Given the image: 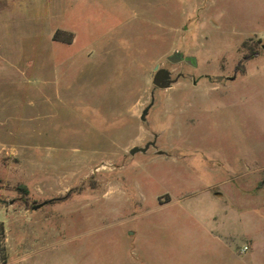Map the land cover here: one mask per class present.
<instances>
[{
  "label": "rangeland",
  "instance_id": "obj_1",
  "mask_svg": "<svg viewBox=\"0 0 264 264\" xmlns=\"http://www.w3.org/2000/svg\"><path fill=\"white\" fill-rule=\"evenodd\" d=\"M0 1L2 264H264V0Z\"/></svg>",
  "mask_w": 264,
  "mask_h": 264
},
{
  "label": "water",
  "instance_id": "obj_2",
  "mask_svg": "<svg viewBox=\"0 0 264 264\" xmlns=\"http://www.w3.org/2000/svg\"><path fill=\"white\" fill-rule=\"evenodd\" d=\"M262 48L264 49V44L262 45ZM183 59L182 55L174 52L172 55L168 56L166 60L170 63H178ZM189 61V60H186ZM154 75L152 78V84H153V90L151 91L150 94V102L149 104L143 109L140 120L142 122H145L146 116L150 110V108L153 106L154 103V91L155 89H160V90H165L170 88V86L177 81V79L180 77V75H177L174 79L171 78V73L169 70L165 68H159L158 65L154 67ZM156 140H157V135H154V138L152 141H148L143 147H132L129 150L130 155H134L136 153H146L149 148H156ZM158 155L164 154L163 151H157ZM0 203H3V200L0 199ZM44 205V203L35 205L32 209L37 210L41 208Z\"/></svg>",
  "mask_w": 264,
  "mask_h": 264
},
{
  "label": "crops",
  "instance_id": "obj_3",
  "mask_svg": "<svg viewBox=\"0 0 264 264\" xmlns=\"http://www.w3.org/2000/svg\"><path fill=\"white\" fill-rule=\"evenodd\" d=\"M10 4V8H7V6H5V4L2 3V1H0V12H2L3 16L2 18L5 19V13H8V9L10 10H14V13H16L17 15L15 17H18V21L20 23V25H22V22L28 25H23V32L25 30H33L35 33H40L43 34V36H46L47 38H51V41L53 42L54 40L52 39L53 34H54V25H53V19L51 18L50 20H48L47 18L45 19H41V21H39L38 19H32L31 17L28 18V15H32V7H33V3L31 1H27L25 3H20V2H8V5ZM25 6V8L23 7ZM29 7V11L25 10L26 8ZM5 14V15H4ZM11 15V14H10ZM6 27V26H5ZM3 29H6V28ZM28 27V28H27ZM7 34V33H6ZM5 34V35H6ZM5 43H3L2 40H0V64H6L7 63V57H6V51L5 48ZM212 234V233H211ZM213 236H215L214 234H212ZM216 237V236H215Z\"/></svg>",
  "mask_w": 264,
  "mask_h": 264
},
{
  "label": "trees",
  "instance_id": "obj_4",
  "mask_svg": "<svg viewBox=\"0 0 264 264\" xmlns=\"http://www.w3.org/2000/svg\"><path fill=\"white\" fill-rule=\"evenodd\" d=\"M52 39L54 41H60L62 43L70 44L72 42L73 36L72 33H67L66 31L56 30L53 34ZM23 190H26L25 187H21ZM4 235V230L2 224L0 225V238ZM6 260L4 255V247L0 243V264L4 263Z\"/></svg>",
  "mask_w": 264,
  "mask_h": 264
},
{
  "label": "built area",
  "instance_id": "obj_5",
  "mask_svg": "<svg viewBox=\"0 0 264 264\" xmlns=\"http://www.w3.org/2000/svg\"><path fill=\"white\" fill-rule=\"evenodd\" d=\"M246 251H247V247L246 246L241 247V249H240L241 253H245Z\"/></svg>",
  "mask_w": 264,
  "mask_h": 264
}]
</instances>
